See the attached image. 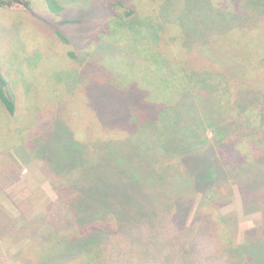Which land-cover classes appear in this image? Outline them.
Returning a JSON list of instances; mask_svg holds the SVG:
<instances>
[{
	"label": "rangeland",
	"instance_id": "obj_1",
	"mask_svg": "<svg viewBox=\"0 0 264 264\" xmlns=\"http://www.w3.org/2000/svg\"><path fill=\"white\" fill-rule=\"evenodd\" d=\"M54 1L62 10L50 0H31V13L0 9V75L16 104L11 115L0 102V264H47V257L36 261L31 245L73 226V203L94 195L96 213L100 180L110 206H122L121 197L131 215L104 236L102 264H236L242 257L222 248L225 226L240 244L249 237L264 243V183H249V174L247 182L238 173L219 178L216 135L204 131L212 112L226 117L219 128L244 122L236 108L243 95L228 97L220 78L234 60L195 49L212 44L214 33L248 24L233 16L242 0ZM117 1L136 12L117 16ZM255 3L264 18V0ZM221 47L238 53L237 68L259 59L264 66V31L251 41L228 32ZM159 56L174 80L184 78L174 83L178 91L167 92L171 79ZM258 110L264 128V105ZM245 191H255L251 203L242 201ZM219 217L228 226L217 224Z\"/></svg>",
	"mask_w": 264,
	"mask_h": 264
},
{
	"label": "trees",
	"instance_id": "obj_2",
	"mask_svg": "<svg viewBox=\"0 0 264 264\" xmlns=\"http://www.w3.org/2000/svg\"><path fill=\"white\" fill-rule=\"evenodd\" d=\"M50 1L52 7H54L53 9L57 11L62 10V7L54 0ZM242 2L243 3L241 6L243 10L237 14H233V16L236 21L238 18H242V22L240 23L245 24L244 21L246 20V23L248 24L245 25V27H240L241 24H239L237 21V27H229L223 32L214 33L212 36V44L205 45L207 43H204L202 45L195 46V49L202 52L206 57L216 58L215 52L218 51L225 53L234 60L232 65L234 67L231 68V72L227 69V71L230 73H228V75L231 76L222 74L220 75V78H222L221 80L227 86L229 91L228 97H231V95L236 93L243 95L242 104L236 108L240 110L239 115L243 114L244 122L239 126V128H225L227 125L219 128L220 123L222 122L221 124H223V122L226 120V117L222 116L219 112H212V115L209 116V120H206L207 124H205L206 126L204 127V131L205 133L206 131H209L212 133L213 137L216 135V143H214L213 151L216 157L219 159L222 173L219 169L214 170L221 174L219 178L222 176H227L229 173H238L242 174L243 180L247 182L248 178L246 177L249 174V176L252 175V180L249 183L252 181L264 183V128H261L263 127V124L261 122L259 123L260 119L255 117V109L257 108L258 110L264 105V66L258 65L259 61L262 59H259L249 66H243L241 63V66L239 65L240 67L237 68L235 64L240 60V58H237L239 57L238 53L235 50L233 51V49L221 47V44L226 40V34L228 32H238L239 30L242 32V36L244 38L246 37L247 40L251 41L255 33L264 31V23L262 25L255 23L252 26L254 20L256 22L257 20L262 22L264 21V18L260 15L261 11L258 5L255 3V0H242ZM112 6L114 8L117 7V10H120L117 16L124 17L126 19L132 17L136 12L135 9L123 6L121 1H117L116 3L113 2L111 4V7ZM0 9H6L14 12L23 11L31 13L32 2L31 0H0ZM121 28H125V25H120L118 30ZM240 28L243 30H240ZM122 36L119 34L116 37V40L121 43L119 45L121 49L125 50L127 43L124 36ZM203 45L206 47H202ZM159 60V62L163 64L162 67H166V74L168 75V78L171 79L169 88H166L167 92L170 91L173 93L178 91V89L175 90L174 83L178 87V83L183 82L184 78L179 79V77L175 75L177 80H174L172 69L171 67L165 65L166 63L164 57L159 56ZM230 79H234L233 82L227 83ZM254 85H257V88H254ZM132 86H134L132 80L130 82L128 81V86L122 90H128L132 88ZM219 87L221 88L220 85ZM7 88V80L2 75H0V102L6 106L8 112L11 115H14L16 104L12 94H9L10 91H8ZM141 88L145 89L144 86ZM171 93L165 95V102L167 104L170 102L169 95H171ZM151 96L152 98H158L159 92ZM174 100L175 98L171 99L172 104L168 108L173 107L175 103ZM152 105L158 106L157 104ZM259 114L261 115L260 112ZM213 115H216L218 119L214 120L213 118L215 117ZM236 129H240L242 133L239 136H232L231 132ZM203 135L205 136V134ZM227 136H230V138ZM207 140L208 138L205 136L203 144H207ZM225 140H230L231 142ZM241 144L244 146L240 147ZM207 146L211 147L210 144H207L203 149H206ZM210 161L211 164H216L214 158L210 157ZM213 165L210 166L211 170L214 168ZM236 165L238 166L236 167ZM216 172L212 171V175L214 176ZM188 185H190V183H188ZM94 187L95 189L93 190H96V192L98 191L97 194L99 195L98 198L100 204L103 203V205L99 207V210H97L96 213L93 211L94 208L92 207L91 202L94 198V195L91 199L85 200L84 204L76 205L73 203L71 208L73 212H67L69 216L68 220L73 219L74 225L68 228L65 227L56 232L53 231L52 233H43L45 237L43 238L42 243L31 245L30 251L36 252L38 256L40 255L39 257L37 256L38 258H36V261L41 262L42 259L47 257V264H102L104 236L106 233H118L119 230L124 228L125 224L128 223L130 220L129 217H131V215L127 208L124 207L121 197L115 198L116 200L119 199L122 206H110L111 195L104 192L106 189H103L104 182L102 180H100ZM261 190H263V188ZM210 194L211 196L215 195V190ZM242 194L243 195H241V199L242 201H246V203H251L256 196L255 191H245ZM109 195L110 201H108ZM85 205H87V207H85ZM211 206L214 207L213 205ZM244 207L248 210L249 205L246 204ZM249 210L251 212L255 211V209L252 207ZM136 217L137 216H134L135 219ZM216 223L219 225L221 224L222 227L227 225L222 223L220 217ZM55 227L58 228V225H55ZM225 229V233H219V237L223 239L225 244L222 246V248L225 249V253L227 254L233 253L242 257L236 264H264V243L262 240L254 241L249 237L246 243L240 244L237 240H234L235 236L231 234L230 229L226 226L223 227V230ZM223 264H228V262H224Z\"/></svg>",
	"mask_w": 264,
	"mask_h": 264
}]
</instances>
